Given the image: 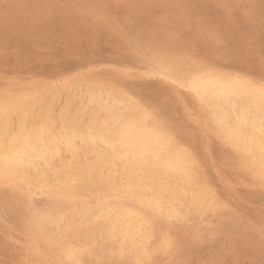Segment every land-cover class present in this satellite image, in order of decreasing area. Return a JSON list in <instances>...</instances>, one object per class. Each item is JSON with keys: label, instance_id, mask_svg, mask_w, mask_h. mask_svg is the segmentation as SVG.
<instances>
[{"label": "rangeland", "instance_id": "1", "mask_svg": "<svg viewBox=\"0 0 264 264\" xmlns=\"http://www.w3.org/2000/svg\"><path fill=\"white\" fill-rule=\"evenodd\" d=\"M162 56L183 60L180 74L208 69L264 85V0H0V102L43 99L75 79L112 86L182 137L220 202L204 222L155 216L169 244L148 258L96 247L87 264H264V179L187 89L153 72ZM50 203L0 181V264H60L31 221Z\"/></svg>", "mask_w": 264, "mask_h": 264}, {"label": "bare ground", "instance_id": "2", "mask_svg": "<svg viewBox=\"0 0 264 264\" xmlns=\"http://www.w3.org/2000/svg\"><path fill=\"white\" fill-rule=\"evenodd\" d=\"M153 63L155 74L197 99L220 138L264 179V85L208 69L180 74L183 60L170 56ZM44 95L0 102V181L50 198L31 221L60 264L97 262L96 247L141 261L167 247L155 216L198 222L218 211L182 137L150 108L82 79Z\"/></svg>", "mask_w": 264, "mask_h": 264}]
</instances>
